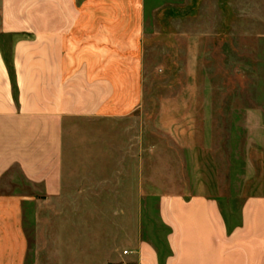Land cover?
Instances as JSON below:
<instances>
[{"label":"crops","instance_id":"0c3cea01","mask_svg":"<svg viewBox=\"0 0 264 264\" xmlns=\"http://www.w3.org/2000/svg\"><path fill=\"white\" fill-rule=\"evenodd\" d=\"M145 23L146 0H0V264H264V194L231 226L216 196L170 195L167 252L138 225L104 260L81 247L125 199L114 175L142 173L100 148L142 101Z\"/></svg>","mask_w":264,"mask_h":264},{"label":"rangeland","instance_id":"374dc122","mask_svg":"<svg viewBox=\"0 0 264 264\" xmlns=\"http://www.w3.org/2000/svg\"><path fill=\"white\" fill-rule=\"evenodd\" d=\"M145 27L142 101L100 148L142 173L114 175L128 183L122 205L99 207L112 219L96 223L105 236L81 238L101 260L130 248L136 225L167 252L170 195L216 196L231 226L246 197L264 194V0H146Z\"/></svg>","mask_w":264,"mask_h":264}]
</instances>
